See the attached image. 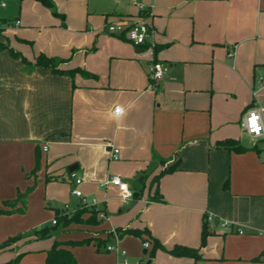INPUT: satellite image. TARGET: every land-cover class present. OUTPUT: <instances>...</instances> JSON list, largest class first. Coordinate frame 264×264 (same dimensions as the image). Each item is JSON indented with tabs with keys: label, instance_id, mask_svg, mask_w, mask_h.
Masks as SVG:
<instances>
[{
	"label": "crops",
	"instance_id": "crops-1",
	"mask_svg": "<svg viewBox=\"0 0 264 264\" xmlns=\"http://www.w3.org/2000/svg\"><path fill=\"white\" fill-rule=\"evenodd\" d=\"M137 1L153 14L156 60L169 68L155 89L148 75L151 53L104 29L107 20L141 14L131 0H86L92 29L81 32L87 48L71 42L61 53L55 45V51L35 52L30 43L39 39H26L22 29L35 26L40 36L49 27L24 28L20 17L15 42L8 37L13 27L0 36V43L28 62L0 51V211L16 210L0 214V244L22 234L0 249V264L20 255L16 264H46L55 242L64 244L77 264H117L120 257L106 250L114 243L113 230L147 232L120 236L119 248L131 264L145 259L146 264H264V153L241 129L252 100L243 84L254 77L248 65L239 63L242 47L260 34L264 0ZM255 19L258 25H250ZM62 20L67 32H77ZM91 44L99 46L89 49ZM77 47L78 53L68 51ZM231 52L240 86L219 98L216 70L227 67ZM41 54L55 59L58 70L77 72L72 76L35 66ZM256 63L264 66V60ZM115 107L123 109L120 116L113 113ZM226 140L238 141L246 151L219 145ZM112 146L120 150L117 161L110 159ZM176 163V171L154 182ZM110 176L128 184L131 198L123 200L116 187L101 186ZM76 178L83 180L79 187L86 200L98 199L96 206L90 205L92 199L82 205L80 198L60 195L64 187L71 194ZM40 191L44 196H38ZM52 202L72 206L69 218L81 214L40 239L36 231L52 228L57 214L67 213ZM209 216L214 221L206 224L210 236L203 247ZM151 239L164 247L154 257L149 256ZM175 246L198 249L202 258L166 252Z\"/></svg>",
	"mask_w": 264,
	"mask_h": 264
},
{
	"label": "rangeland",
	"instance_id": "rangeland-1",
	"mask_svg": "<svg viewBox=\"0 0 264 264\" xmlns=\"http://www.w3.org/2000/svg\"><path fill=\"white\" fill-rule=\"evenodd\" d=\"M132 2V0H131ZM2 3H5L7 5L6 8L2 7ZM143 4L142 2H140ZM55 8L58 11V13H64L65 16L60 17L53 14L52 10L46 8L42 4L38 3L36 0H0V20H5L7 22L5 28L9 30L10 26L15 28L8 33V37L15 42L16 37L20 36L22 34L26 35V39H29L28 37H37L38 43H30L33 46V49L35 52L39 50V48L43 49H50L52 51L57 50V53H61L63 49H68V44L73 43L74 45H83L85 48L88 46L86 43V37L87 35H83V33H86L85 31L91 30L90 28L91 24H89L87 21V11H86V0H55L54 1ZM20 17L21 21L25 26L28 25H36L38 27L46 26L49 28H43L42 35L38 36L37 33L40 31V28H35V26L30 29L29 27H26L23 33H20V35L17 34L16 31V18ZM66 18V24L70 28H73L77 30V32L70 33L69 31H66V27L62 26V18ZM68 19V21H67ZM238 22L239 19L237 18ZM238 22L232 23V25H235ZM251 22L250 25L257 26L258 21L255 19ZM87 24V25H86ZM88 27V28H87ZM87 28V29H86ZM90 28V29H89ZM86 29V30H85ZM54 30V32H52ZM42 31V29H41ZM51 31L52 33H48ZM83 33H82V32ZM79 34V35H78ZM78 35L79 37H75ZM81 35V36H80ZM113 36V35H112ZM115 38H118L114 36ZM2 38V37H0ZM257 39V40H256ZM255 41H249L242 47V53H240V56L242 55L241 62L242 65H248L250 67V73L251 76L254 77L253 80H251L248 85L243 84L245 88L250 91L251 90V99H252V90L256 86L257 81L261 76L264 75V66H258L259 64L256 63L258 60H264V15L261 19V30L259 36H256L254 39ZM54 43V44H53ZM54 45L56 46L54 49ZM240 45V44H239ZM95 46H99L98 44L92 45L91 47H88L89 49H94ZM102 46V44H100ZM107 47H111L112 45H106ZM93 47V48H92ZM78 49H70L71 54L78 53L80 48ZM29 52H31L32 47L29 46ZM83 50L86 52L83 48ZM253 56V57H252ZM227 57L229 60H231L227 67H218L215 74V80H216V90L218 89L217 93L220 95L219 98H225L227 96H230L233 90H235L238 86H240V80L238 81V75H236L232 70L233 66V59L231 58L229 54H227ZM259 57V58H258ZM253 61V62H252ZM255 61V62H254ZM260 63V62H259ZM240 68L241 64L238 65ZM209 76L207 80L208 83L211 84L212 79V72L209 70ZM245 74V72H244ZM246 75V74H245ZM240 78V77H239ZM150 81V79H149ZM218 87V88H217ZM242 129V128H241ZM244 139H248L247 137H244ZM76 187H71V194L67 193V187H64L62 189L61 196H67L71 195V198H74V194L72 193ZM78 189L83 193V195L87 196L84 191L82 190V187H78ZM44 196V191H40L38 193V196ZM36 198V197H35ZM92 197H87V200L90 201ZM106 199V198H105ZM82 201V199H80ZM96 202H98V199H95ZM91 202V201H90ZM53 204V202H52ZM55 205V204H53ZM66 205L70 207L69 204H59L55 205V207H58L60 209H65ZM68 215V211L66 213ZM19 235V234H18ZM16 235V236H18ZM22 235V234H20ZM15 236V237H16ZM13 244V243H12ZM150 256V255H149ZM129 261V260H128ZM142 264H146L147 260H143L141 262Z\"/></svg>",
	"mask_w": 264,
	"mask_h": 264
},
{
	"label": "built area",
	"instance_id": "built-area-1",
	"mask_svg": "<svg viewBox=\"0 0 264 264\" xmlns=\"http://www.w3.org/2000/svg\"><path fill=\"white\" fill-rule=\"evenodd\" d=\"M132 4L136 6L141 12L140 15L136 17H125L119 18L118 20H107L104 26V29L114 36L122 38L134 46L145 47L151 55L153 56V63L149 66V79L150 87L155 89L161 81L165 79L169 72L168 66L156 60L155 51L157 43L155 40L157 30L152 22L153 14L152 12L148 13L147 8L139 3L137 0H132ZM2 7H6L5 3L1 4ZM19 24V21H16V25ZM11 27V26H10ZM6 29V28H5ZM234 52L230 53V56H233ZM113 113L117 116H120L123 113L121 107H115ZM253 117H255V123L253 122ZM241 128L244 135L250 138L252 144L255 147H259L261 152L264 153V75L259 78L256 83V86L252 90V100L249 106L245 109L242 119H241ZM44 150H48V146L44 147ZM110 153V159L112 161L119 160L120 150L112 146ZM75 177V174H73ZM83 180L81 178H76L75 180V189L72 192L75 197L82 199V205L89 204L86 198L83 196V193L78 189L82 184ZM102 187L113 186L116 187L121 195L123 200H128L131 198L132 192L129 189L127 183H125L119 176H110L104 183ZM98 202L95 199H92L90 202L91 206H96ZM70 208L68 205L65 207V211H68ZM209 222H213V218L209 216L207 218ZM53 225L57 224V220L52 221ZM224 223L222 226H226ZM240 234L243 233L241 229L238 231ZM114 243L106 247L108 252H114L117 256L120 257V261L117 264H131L128 259L126 252L119 248L120 235L116 230L111 232ZM144 248L149 250L151 248V243L149 241L144 242Z\"/></svg>",
	"mask_w": 264,
	"mask_h": 264
},
{
	"label": "trees",
	"instance_id": "trees-1",
	"mask_svg": "<svg viewBox=\"0 0 264 264\" xmlns=\"http://www.w3.org/2000/svg\"><path fill=\"white\" fill-rule=\"evenodd\" d=\"M36 1L40 4H42L43 6H45L46 8L52 10L54 15H56V16L60 15L55 8V4H54L53 0H36ZM6 24H7V22L5 20H0V36H2V33L5 31ZM0 51H8V53L12 57L20 58V59H22V61L24 63H28L26 58H24L21 53L16 52L8 44L0 43ZM157 53H158V47H156L155 56L157 55ZM35 66L51 69L55 73H61V74L69 73L72 76L74 75L75 72H77V71H66L65 72V71L58 70L57 69V67H58L57 61L53 58L47 57L44 54H41L37 57L36 62H35ZM219 145H222L231 151H236V152L246 151V149L244 147H242L240 145V143L236 140H226V141L220 142ZM178 168H179V163H176L174 166L164 170L158 176H156L154 179V182L157 184L165 174L173 173ZM27 194H28V192L24 195L22 194L21 196L26 197ZM158 199L162 201L161 196H159ZM25 203H26L25 200H23L24 206L19 209V212L20 211L23 212V209L25 207ZM14 211H16V210H13L10 212L0 211V214H7V213L10 214V213H13ZM80 214L81 213H77V214L73 215L71 218H69L70 217L69 215H61L60 213H58L56 218H55L57 220V224L55 226H53L52 228L45 227V228L41 229L40 231H36L35 234L40 239L49 238V237H51V235L55 231H58L60 229V227L65 228L69 224L74 222V220H76V218ZM207 223H208V220L206 218L205 219V225H204L203 232H202L201 245L203 247L206 245L207 239L210 236V232L208 231V225H206ZM125 233L134 234V235L143 237V235H145L147 232L141 231V230H126L124 232H120V236H122ZM21 238H22L21 235H18V236L13 237V238H9L8 240H6L2 244H0V249H4V248L10 246L12 243L16 242L17 240H19ZM150 242L152 243V248H151L150 254H149L150 257H154L158 249H164V247L160 244L159 241H157L155 239H151ZM80 244H83V243L82 242L81 243H69V244H65V245L77 246ZM63 246H64V244L55 242L53 247L47 253L46 264H77V261H76L75 257L73 256L72 252L70 250L64 248ZM166 252L169 253L170 255L174 256V257H180V258L181 257H187V258L195 259L197 261L202 258L200 255V251L198 249L185 247V246H175L172 250H166ZM20 257H21V255L18 256L14 261L8 262L6 264H16Z\"/></svg>",
	"mask_w": 264,
	"mask_h": 264
},
{
	"label": "snow or ice",
	"instance_id": "snow-or-ice-1",
	"mask_svg": "<svg viewBox=\"0 0 264 264\" xmlns=\"http://www.w3.org/2000/svg\"><path fill=\"white\" fill-rule=\"evenodd\" d=\"M255 119H256V118H255V117H253V122H254V123H255Z\"/></svg>",
	"mask_w": 264,
	"mask_h": 264
},
{
	"label": "water",
	"instance_id": "water-1",
	"mask_svg": "<svg viewBox=\"0 0 264 264\" xmlns=\"http://www.w3.org/2000/svg\"><path fill=\"white\" fill-rule=\"evenodd\" d=\"M137 196V194H134V196L133 197H136ZM148 264H150V263H148Z\"/></svg>",
	"mask_w": 264,
	"mask_h": 264
}]
</instances>
